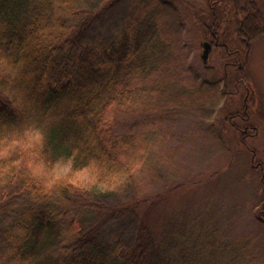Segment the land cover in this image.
<instances>
[{
    "label": "trees",
    "instance_id": "obj_1",
    "mask_svg": "<svg viewBox=\"0 0 264 264\" xmlns=\"http://www.w3.org/2000/svg\"><path fill=\"white\" fill-rule=\"evenodd\" d=\"M202 1L0 0V136L34 122L45 135L0 155V264H257L256 238L225 240L209 218L163 206L175 189L144 190L149 144L123 129L174 116L171 95L211 116L230 86L250 90L264 0ZM191 20L228 50L222 79L189 62ZM63 157L108 186L49 184L37 170ZM151 169V181L174 177Z\"/></svg>",
    "mask_w": 264,
    "mask_h": 264
},
{
    "label": "rangeland",
    "instance_id": "obj_2",
    "mask_svg": "<svg viewBox=\"0 0 264 264\" xmlns=\"http://www.w3.org/2000/svg\"><path fill=\"white\" fill-rule=\"evenodd\" d=\"M176 1L181 6L187 1H195L198 5L203 2ZM121 19V13H117L101 29H115ZM187 24L184 41L194 70L209 80L222 79L223 58L229 53L225 45L214 41L213 50L205 60L204 42L208 39L202 37L192 20ZM247 65L250 90L230 86V92L217 106L224 108L221 113L217 111L204 116L198 113L199 106H190L188 100L178 103L171 95L168 108L175 107L174 116L169 115L160 122L155 116L154 122L148 121L146 125L140 122L123 129L131 134L135 128L132 135L149 144L151 175L142 176L143 179L146 177L144 190L154 194L175 189L163 206L170 211L182 209L188 217L209 218L225 240L234 242L240 238L249 242L256 238L260 255L257 264H264V36L252 45ZM228 75L236 73L229 72ZM122 116L131 122L140 118L137 112L123 111V121ZM42 128L41 123L34 122L17 132L0 136V155L14 151L19 145L40 144L45 136ZM154 163L159 169L173 173L174 177H168L164 183L151 181L150 177L156 173L151 169ZM37 172L49 184L61 177H69L87 188L108 186L98 182L94 169H75L70 157L60 158L52 168L43 166Z\"/></svg>",
    "mask_w": 264,
    "mask_h": 264
},
{
    "label": "water",
    "instance_id": "obj_3",
    "mask_svg": "<svg viewBox=\"0 0 264 264\" xmlns=\"http://www.w3.org/2000/svg\"><path fill=\"white\" fill-rule=\"evenodd\" d=\"M210 43H205V46H206V48H205V50H204V54H203V58L205 59V60H207L208 59V57H209V51H210Z\"/></svg>",
    "mask_w": 264,
    "mask_h": 264
},
{
    "label": "flooded vegetation",
    "instance_id": "obj_4",
    "mask_svg": "<svg viewBox=\"0 0 264 264\" xmlns=\"http://www.w3.org/2000/svg\"><path fill=\"white\" fill-rule=\"evenodd\" d=\"M214 44H215V43H214ZM214 44L212 45V48H213Z\"/></svg>",
    "mask_w": 264,
    "mask_h": 264
}]
</instances>
